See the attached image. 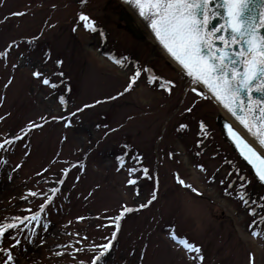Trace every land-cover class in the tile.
I'll return each instance as SVG.
<instances>
[{
	"label": "rangeland",
	"instance_id": "obj_1",
	"mask_svg": "<svg viewBox=\"0 0 264 264\" xmlns=\"http://www.w3.org/2000/svg\"><path fill=\"white\" fill-rule=\"evenodd\" d=\"M125 17L118 0H0V224H18L0 246L15 264H92L110 241L101 264H264V209L238 195L252 179L223 140L219 108Z\"/></svg>",
	"mask_w": 264,
	"mask_h": 264
},
{
	"label": "snow or ice",
	"instance_id": "obj_2",
	"mask_svg": "<svg viewBox=\"0 0 264 264\" xmlns=\"http://www.w3.org/2000/svg\"><path fill=\"white\" fill-rule=\"evenodd\" d=\"M126 2L135 5L139 15L148 21L155 38L190 78L193 85L191 91L202 100L214 99L220 103L258 145L264 148V0H126ZM79 18L88 22L85 27L90 31H97L95 21H91L84 14ZM215 21L220 22L214 24ZM115 62L123 66L121 60ZM146 71L151 72V69ZM34 75L39 78L42 74L35 72ZM140 75L141 72L137 70L126 91L131 90ZM156 80L157 77L154 75L149 78L150 83ZM43 83L48 85L50 81L44 79ZM165 83L168 85L166 90L171 92L175 85L171 81ZM196 86H201V89L198 90ZM61 103H64L63 99ZM193 107L188 108V112H192ZM34 126L41 127L38 124ZM180 127L183 129L187 126ZM226 127L240 149V154L256 169L259 180L264 182V155L231 125ZM200 130L207 133L203 122L200 124ZM3 147L4 144H0V149ZM121 161L123 163V158ZM144 172L147 173L148 169L145 168ZM177 179L181 185L191 188V185L185 184L182 179ZM52 191L56 192L58 189ZM192 191L195 192L196 189L193 188ZM30 195L36 196L37 193L32 192ZM155 198L153 193L152 199ZM240 199L247 204L243 195ZM45 208L46 205H41L40 211L43 212ZM125 211L131 212L133 209L126 208ZM251 214L256 213L253 211ZM13 219L24 223L29 218ZM30 219L38 221L39 213L32 215ZM115 227L119 229L120 225L116 224ZM16 228H18L16 223L0 224V245L5 234ZM253 235L259 236L260 233L254 231ZM115 239L116 234L113 233L112 240ZM172 239L190 253L201 252L200 248L175 234ZM19 243L17 240L12 247ZM99 247L102 250L94 256L92 264H101L102 258L113 245L110 241ZM0 253L6 255L5 264H15L11 248L6 251L0 246ZM198 259L202 262L203 255H199Z\"/></svg>",
	"mask_w": 264,
	"mask_h": 264
},
{
	"label": "bare ground",
	"instance_id": "obj_3",
	"mask_svg": "<svg viewBox=\"0 0 264 264\" xmlns=\"http://www.w3.org/2000/svg\"><path fill=\"white\" fill-rule=\"evenodd\" d=\"M121 2V4L125 7V10H126V16L124 19L126 20V22L129 23V25L132 27V29L134 30V32L137 34V36H140L142 35L143 37H147L148 39H150V34H149V30L147 29L146 27V24L144 22H141V19L137 16V14L128 6L126 5L125 3H123L121 0H118ZM132 20V22H131ZM104 29H97L99 35H97L95 37L99 39V37H103L105 38L106 37V34L103 32ZM151 40V39H150ZM154 45L156 44V41L152 42ZM100 47V46H98ZM98 47H96V52H98L100 49H98ZM99 53V54H98ZM97 54L101 57L104 56V53H101L98 52ZM109 57L113 58L112 57V54L108 53ZM167 59V58H166ZM170 63H172L174 65V67H176L179 71L183 72V69L181 67H179L173 60H170V59H167ZM141 80V78H140ZM149 83V81H148ZM153 85H156V82H151ZM157 88H159V85L157 84L156 85ZM160 89V88H159ZM161 90V89H160ZM165 93H170L169 91L167 90H164ZM223 107L221 106L219 108V115L223 116V118L225 120H227L237 131H239V133L250 143L252 144L254 147H256L263 155H264V152L263 150H261V148L256 144V142L254 141V139L252 137H250L237 123H235L223 110ZM224 142L229 146V148L231 149V146L224 140ZM222 156H223V159L225 160H230L229 159V156H228V153L227 152H224V154L222 153ZM231 161V160H230ZM239 163V162H238ZM243 164V163H242ZM242 164L239 163V166L242 167ZM244 166V164H243ZM246 168V167H245ZM249 175L251 176L250 178L252 179V181L248 178L245 177V184L246 182L250 181V185L246 186V185H241V187L243 188H240V192H239V196H241V194H243L245 196V200H249V202L247 201V204L248 205H251V204H255L257 205L260 209L264 207H262V205H264V200L262 202L259 201V199L261 198V192H262V186L255 180V178L250 174L249 170L247 169ZM137 183V182H136ZM135 183V186H140L141 183H139L138 185H136ZM133 189L137 192L138 191V188L137 187H133ZM140 189V188H139ZM244 202V201H242ZM245 204V205H247ZM255 207V206H254ZM254 209V208H253ZM253 209H252V212H253Z\"/></svg>",
	"mask_w": 264,
	"mask_h": 264
},
{
	"label": "water",
	"instance_id": "obj_4",
	"mask_svg": "<svg viewBox=\"0 0 264 264\" xmlns=\"http://www.w3.org/2000/svg\"><path fill=\"white\" fill-rule=\"evenodd\" d=\"M123 3H125L126 5H128L136 14L137 16L141 19V22H144L146 24L147 29L149 30V34H150V39L151 42L156 41L155 46L153 47V55H154V50L158 49V55L165 57L167 59H172L177 65H179L166 51V49H164L163 45L160 44V42L155 38V34L152 32L151 27L148 23V21H146L144 18H142L139 15V10L135 7V5H130L126 2V0H121ZM220 21H215L214 24L219 23ZM128 24V28L134 33V35L136 36L137 34L134 32V30L132 29V27ZM150 42V43H151ZM148 44V43H146ZM170 57V58H169ZM170 59V60H171ZM213 105L217 108H220L222 105L219 103H215L214 100H211ZM223 107V106H222ZM235 123H237L248 135L249 133L243 128V126L231 115V113H229L227 111V109H225L223 107L222 109ZM216 123L218 124V126L220 127L221 130V135L223 137V139L231 146V149L238 155V157L247 165V167H249V172L250 174L255 178V180L262 186L264 187V182H261L258 178V176L256 175V169L253 168V166L251 164L248 163L247 160L244 159V157L240 154V149L237 147L236 143H234L233 139L230 137L229 133H228V129L226 127V125H231L227 120H225L223 118V116L218 115L216 118ZM232 126V125H231ZM232 128L234 130H236L233 126ZM237 131V130H236ZM239 132V131H237ZM240 134V133H239ZM241 135V134H240ZM242 136V135H241ZM250 136V135H249ZM243 137V136H242ZM251 137V136H250ZM254 141L256 142V140L254 139ZM257 143V142H256ZM258 144V143H257ZM264 149V148H263ZM258 151V150H257ZM259 152V151H258Z\"/></svg>",
	"mask_w": 264,
	"mask_h": 264
}]
</instances>
